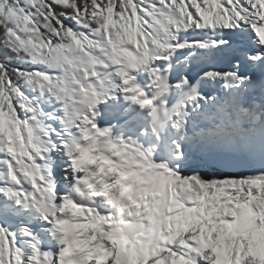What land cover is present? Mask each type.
<instances>
[{
	"label": "snow or ice",
	"instance_id": "snow-or-ice-1",
	"mask_svg": "<svg viewBox=\"0 0 264 264\" xmlns=\"http://www.w3.org/2000/svg\"><path fill=\"white\" fill-rule=\"evenodd\" d=\"M0 264H264V0H0Z\"/></svg>",
	"mask_w": 264,
	"mask_h": 264
}]
</instances>
